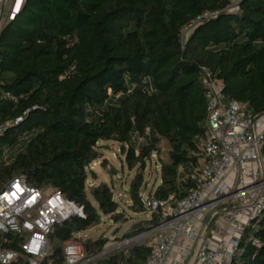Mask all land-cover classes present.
<instances>
[{"label":"trees","instance_id":"16d2710c","mask_svg":"<svg viewBox=\"0 0 264 264\" xmlns=\"http://www.w3.org/2000/svg\"><path fill=\"white\" fill-rule=\"evenodd\" d=\"M232 1L23 0L13 17L9 8L0 25V125L6 127L0 189L26 175L37 187L61 189L86 215L55 227L50 264H64V246L80 231L104 216H122L111 184L88 187L91 164L103 156L101 141L119 142L126 164L137 169L128 187L130 206L143 212L144 171L151 156L161 154L162 140L170 146L168 160L161 161V182L149 195L174 204L195 184L189 174L207 132L206 70L224 78L228 98L264 115V0H239L238 10ZM206 10L219 13L184 35ZM27 132L24 147L4 157V147ZM158 221L152 211L124 236ZM106 242V235L88 240V256ZM238 244L231 264H264V211L245 225ZM152 247L135 242L127 254L111 253L97 264H141Z\"/></svg>","mask_w":264,"mask_h":264},{"label":"built area","instance_id":"2783aa9c","mask_svg":"<svg viewBox=\"0 0 264 264\" xmlns=\"http://www.w3.org/2000/svg\"><path fill=\"white\" fill-rule=\"evenodd\" d=\"M238 1L233 0L231 8L238 10ZM5 2L0 0V13ZM218 13L206 10L184 27V35L200 19ZM13 15L11 10L9 16ZM203 78L207 132L199 163L189 174L195 184L174 204L142 193V204L157 211L159 221L134 236L133 240L153 246L141 264H231L245 225L264 211V115L256 117L245 102L228 98L224 78L208 70ZM5 129L0 125V136ZM76 215L86 216L83 205L61 189L37 187L26 175L11 177L0 189V264H50L52 232ZM207 218L229 222L234 234L229 237L216 224L223 235L217 246L209 245ZM176 247L177 255L171 256ZM64 249V264H88L98 256H88L78 242H68Z\"/></svg>","mask_w":264,"mask_h":264},{"label":"rangeland","instance_id":"374dc122","mask_svg":"<svg viewBox=\"0 0 264 264\" xmlns=\"http://www.w3.org/2000/svg\"><path fill=\"white\" fill-rule=\"evenodd\" d=\"M13 1L14 0H9V5H6L7 7L4 10L3 21ZM30 134V132L24 133L23 135H20L17 142L5 146L4 157L12 158L13 155L20 151V149L24 147L25 139ZM159 145L162 147L161 154H153L147 161V167L144 171L145 188L143 193L145 195H147L150 190H154L161 182V161L168 160L170 146L166 140H162ZM99 149L103 153V156L96 159L91 164V169L95 171V175H89L87 180L88 187L91 188L93 185L98 184L101 181L111 184L115 197L120 203L117 212L122 216L119 219L111 216H104L103 221L98 225H94L92 228L82 230L78 233L80 237L77 238L76 243L78 242L84 249L88 240L94 241L98 237H103L105 235L107 237L104 250L96 253L98 256L91 261L93 264H97L101 258L106 257L111 253L122 252L127 254L129 246L132 243H139L140 241L133 240L134 236L125 238L124 232L129 229L131 223L134 221L151 216L149 210L138 212L130 206L132 199L128 187L137 169H131L128 164H126L125 154L120 147V143L115 140L101 141ZM104 160L105 162H103Z\"/></svg>","mask_w":264,"mask_h":264},{"label":"crops","instance_id":"0c3cea01","mask_svg":"<svg viewBox=\"0 0 264 264\" xmlns=\"http://www.w3.org/2000/svg\"><path fill=\"white\" fill-rule=\"evenodd\" d=\"M16 0H14L13 2H12V5H10V7H11V9H12V6L14 5V2H15ZM6 5H9V0H7V2H6V4H5V8L7 7ZM9 7V8H10ZM100 183V182H99ZM205 223L207 224V223H209L208 225H209V229L206 231V235H205V237H206V239H207V241H208V243H209V245H212V246H217V244H218V242H219V240H220V238L222 237V235H223V233H221V232H219L218 230H217V228H216V224H219L220 226H222L224 229H225V231L227 232L228 231V233H227V235L230 237V236H232L233 234H234V227H233V225L232 224H230L229 222H226V221H219V220H214V219H211L210 221H209V218H207L206 220H205ZM196 224H197V226H198V228H200L201 229V231H204V228H203V226H202V222L201 221H196ZM177 252H178V247H176L175 248V250L173 251V253H172V255L171 256H176L177 255Z\"/></svg>","mask_w":264,"mask_h":264},{"label":"water","instance_id":"95a60500","mask_svg":"<svg viewBox=\"0 0 264 264\" xmlns=\"http://www.w3.org/2000/svg\"><path fill=\"white\" fill-rule=\"evenodd\" d=\"M6 2H7V0H6ZM6 2H5V4H6ZM16 3H17V0L14 2V5L12 6V9H11V10L14 11V13L17 12V11L13 8V7H15ZM5 4H4V7H3V9H2V11H1V13H0V25H1V22H2V19H3V14H4V10H5ZM32 172H35V170H26V171L24 172V174H30V173H32Z\"/></svg>","mask_w":264,"mask_h":264},{"label":"bare ground","instance_id":"6f19581e","mask_svg":"<svg viewBox=\"0 0 264 264\" xmlns=\"http://www.w3.org/2000/svg\"><path fill=\"white\" fill-rule=\"evenodd\" d=\"M21 2H22V0H17L16 11H18V9L20 8Z\"/></svg>","mask_w":264,"mask_h":264},{"label":"clouds","instance_id":"9594fccd","mask_svg":"<svg viewBox=\"0 0 264 264\" xmlns=\"http://www.w3.org/2000/svg\"><path fill=\"white\" fill-rule=\"evenodd\" d=\"M22 3V2H21Z\"/></svg>","mask_w":264,"mask_h":264}]
</instances>
